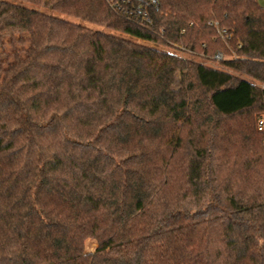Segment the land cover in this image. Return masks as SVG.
Returning <instances> with one entry per match:
<instances>
[{
  "label": "trees",
  "instance_id": "trees-1",
  "mask_svg": "<svg viewBox=\"0 0 264 264\" xmlns=\"http://www.w3.org/2000/svg\"><path fill=\"white\" fill-rule=\"evenodd\" d=\"M261 121L260 0H0V264H264Z\"/></svg>",
  "mask_w": 264,
  "mask_h": 264
},
{
  "label": "rangeland",
  "instance_id": "rangeland-1",
  "mask_svg": "<svg viewBox=\"0 0 264 264\" xmlns=\"http://www.w3.org/2000/svg\"><path fill=\"white\" fill-rule=\"evenodd\" d=\"M85 24H89V23H85ZM90 25V24H89ZM95 27H98L97 25H93ZM223 40L225 39L224 36L222 37ZM195 61L197 62H203L205 64L211 65L213 67L219 68V69H223V70H229L223 63L222 60L223 59H227L229 58V55H225L223 52H219L214 59H204L203 57H201L200 55H193L191 56ZM97 244L94 240L89 239L87 240V244H86V249L87 251H94L96 248Z\"/></svg>",
  "mask_w": 264,
  "mask_h": 264
},
{
  "label": "built area",
  "instance_id": "built-area-1",
  "mask_svg": "<svg viewBox=\"0 0 264 264\" xmlns=\"http://www.w3.org/2000/svg\"><path fill=\"white\" fill-rule=\"evenodd\" d=\"M156 0H154V2H155ZM262 3H264V0H260ZM209 24H211V22H209ZM263 124H264V122L263 121H261V123H260V128H262V126H263Z\"/></svg>",
  "mask_w": 264,
  "mask_h": 264
}]
</instances>
